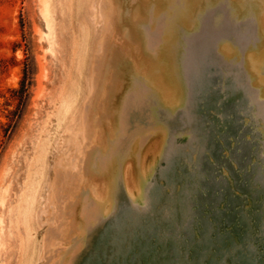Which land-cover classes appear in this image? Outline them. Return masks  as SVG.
Returning <instances> with one entry per match:
<instances>
[{"label": "rangeland", "instance_id": "rangeland-1", "mask_svg": "<svg viewBox=\"0 0 264 264\" xmlns=\"http://www.w3.org/2000/svg\"><path fill=\"white\" fill-rule=\"evenodd\" d=\"M0 264H264V0H0Z\"/></svg>", "mask_w": 264, "mask_h": 264}, {"label": "bare ground", "instance_id": "bare-ground-1", "mask_svg": "<svg viewBox=\"0 0 264 264\" xmlns=\"http://www.w3.org/2000/svg\"><path fill=\"white\" fill-rule=\"evenodd\" d=\"M172 69H173V67H172ZM173 71H174V69H173Z\"/></svg>", "mask_w": 264, "mask_h": 264}]
</instances>
